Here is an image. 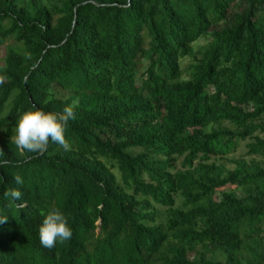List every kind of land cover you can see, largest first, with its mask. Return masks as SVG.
<instances>
[{
    "label": "trees",
    "instance_id": "trees-1",
    "mask_svg": "<svg viewBox=\"0 0 264 264\" xmlns=\"http://www.w3.org/2000/svg\"><path fill=\"white\" fill-rule=\"evenodd\" d=\"M4 46L0 264H264V0H0ZM68 105L70 150L12 144Z\"/></svg>",
    "mask_w": 264,
    "mask_h": 264
},
{
    "label": "clouds",
    "instance_id": "clouds-1",
    "mask_svg": "<svg viewBox=\"0 0 264 264\" xmlns=\"http://www.w3.org/2000/svg\"><path fill=\"white\" fill-rule=\"evenodd\" d=\"M4 78L0 77V81ZM76 119L73 105H68L61 113L45 112L42 109L25 111L17 121L15 134L11 136L12 144L21 151L43 155L49 146L54 143L64 150H70L71 145L66 138V129L70 120ZM8 161L0 163V167L6 165ZM17 185L22 186L24 180L20 175L14 176ZM5 197L13 201H20L22 193L19 189H11L4 192ZM8 221L7 217H0V224ZM73 231L69 227L68 220L59 209L50 211L41 227L39 228V241L41 245L48 249L56 247L57 243H64L72 238Z\"/></svg>",
    "mask_w": 264,
    "mask_h": 264
},
{
    "label": "rangeland",
    "instance_id": "rangeland-1",
    "mask_svg": "<svg viewBox=\"0 0 264 264\" xmlns=\"http://www.w3.org/2000/svg\"><path fill=\"white\" fill-rule=\"evenodd\" d=\"M5 51H6V46H4L3 48L0 49V59L4 56L5 54ZM190 59L189 58H186L183 60L182 62V67H183V70L185 71L188 64L190 63ZM187 70L185 71L184 75L186 74ZM1 131H0V135H1ZM244 152V144L242 145V147L240 148V151L239 153H243ZM219 194H221V191H219Z\"/></svg>",
    "mask_w": 264,
    "mask_h": 264
}]
</instances>
